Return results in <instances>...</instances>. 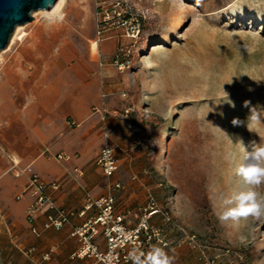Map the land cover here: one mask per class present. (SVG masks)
Instances as JSON below:
<instances>
[{"label": "rangeland", "instance_id": "1", "mask_svg": "<svg viewBox=\"0 0 264 264\" xmlns=\"http://www.w3.org/2000/svg\"><path fill=\"white\" fill-rule=\"evenodd\" d=\"M32 16L0 51V96L34 101L49 123L26 135L16 116L2 141L20 151L28 137L75 142V113L128 109L117 117L128 153L198 238L193 247L172 229L170 264H264V218L218 215L242 186L234 161L264 143V0H65ZM116 54L129 61L123 71ZM3 255L0 264H25Z\"/></svg>", "mask_w": 264, "mask_h": 264}, {"label": "crops", "instance_id": "2", "mask_svg": "<svg viewBox=\"0 0 264 264\" xmlns=\"http://www.w3.org/2000/svg\"><path fill=\"white\" fill-rule=\"evenodd\" d=\"M92 111L75 113L72 123L79 126L72 132L75 142H47L40 137L31 142L32 139L28 137L22 141L20 151L12 142L2 141L7 138L5 132L10 128L12 118L17 116L25 125L26 135L29 129L36 131L43 123H49V120L43 119L34 101H26L18 107L13 94L0 96V162L4 164L1 168L3 173L0 174V249L4 258L9 259L15 255L20 261L24 259L25 264H101L93 258L77 257L80 243L71 236L75 228L85 224L97 213V209L93 207L84 216L79 215L87 200L113 193L118 211L132 210L145 204L149 193L155 195L156 187H164V183L154 182L152 173L141 168L138 160L128 153L129 142H125L123 133L117 129V117L125 116L117 109L106 110L104 106H94ZM106 129L114 133L119 145V166L109 179L96 163L104 145L103 133ZM58 153H73L76 157L73 159L74 155L70 154V161H58L53 157ZM13 163H22L20 173L9 172ZM77 170H82L83 174H79ZM31 172L37 173L49 183L59 184L58 190L50 188L49 193L58 206L73 214L61 229L44 228L46 212L43 210L35 221L40 234L32 233L27 220V208L33 198L29 192L18 198L26 187ZM117 182L122 187L111 190V185ZM153 222H161L160 217L156 216ZM93 241L101 250H105L106 242L102 234ZM154 259L148 261L135 258L127 264H154Z\"/></svg>", "mask_w": 264, "mask_h": 264}, {"label": "built area", "instance_id": "3", "mask_svg": "<svg viewBox=\"0 0 264 264\" xmlns=\"http://www.w3.org/2000/svg\"><path fill=\"white\" fill-rule=\"evenodd\" d=\"M117 4L119 5L120 2H117ZM132 28L133 33L138 29L137 25L132 26ZM98 34H101L100 30ZM128 63L129 61L125 60L120 54L115 55V64L119 70H125ZM115 113L118 112L115 111ZM128 114L129 110L126 109L123 115L127 117ZM103 139L104 145L99 152L96 163L105 177L109 179L115 174L119 166L117 158L119 145L114 133L108 129L104 131ZM53 157L58 161H70L72 159V156L66 153H58ZM77 171L79 174H83L82 170ZM121 187L119 182L113 183L111 190ZM50 188L58 190L59 184L49 183L37 173L31 172L26 187L18 195V198H21L26 192H29L33 198L27 208V220L31 225L32 233L35 235L40 234L35 226V221L38 214L43 210L46 212L43 224L46 229H61L69 222L70 216L73 215L56 204L54 197L49 193ZM93 207L97 209L96 215L82 226L75 228L71 233V236L77 238L80 243V247L76 252L77 257L93 258L101 264H127L135 258L152 261L154 257L150 256V253L154 250L159 249L165 252L171 248L173 244L171 239L172 229L179 231L189 245L193 247L199 245L196 234L187 232L181 224L177 223L171 212L161 206L153 193L148 194L145 204L126 211H118L113 193L98 199L89 198L79 215L84 216L86 211ZM156 216L160 217L161 222H153ZM100 234L105 238V250H101L93 241Z\"/></svg>", "mask_w": 264, "mask_h": 264}, {"label": "clouds", "instance_id": "4", "mask_svg": "<svg viewBox=\"0 0 264 264\" xmlns=\"http://www.w3.org/2000/svg\"><path fill=\"white\" fill-rule=\"evenodd\" d=\"M250 145L252 147H244L234 161V175L242 186L223 198L218 212L222 222L264 218V195L256 190L264 184V143L253 141ZM150 256L155 258L154 264H170L162 250H154Z\"/></svg>", "mask_w": 264, "mask_h": 264}, {"label": "water", "instance_id": "5", "mask_svg": "<svg viewBox=\"0 0 264 264\" xmlns=\"http://www.w3.org/2000/svg\"><path fill=\"white\" fill-rule=\"evenodd\" d=\"M58 0H0V51L4 50L18 25L33 19L37 10H52Z\"/></svg>", "mask_w": 264, "mask_h": 264}, {"label": "bare ground", "instance_id": "6", "mask_svg": "<svg viewBox=\"0 0 264 264\" xmlns=\"http://www.w3.org/2000/svg\"><path fill=\"white\" fill-rule=\"evenodd\" d=\"M64 3H65V0H58L57 1V3L55 4V6L52 8V10H44V12H47V13H57V12H59L62 8H63V6H64ZM19 26V25H18ZM16 27V32H15V35H14V37L17 35V33H18V31H19V28L20 27ZM14 34V33H13ZM13 36V35H12ZM14 37L12 38V39H10V41H11V43L14 41Z\"/></svg>", "mask_w": 264, "mask_h": 264}]
</instances>
